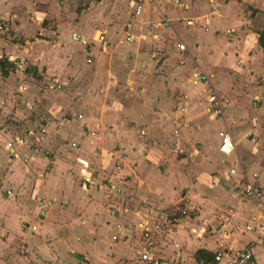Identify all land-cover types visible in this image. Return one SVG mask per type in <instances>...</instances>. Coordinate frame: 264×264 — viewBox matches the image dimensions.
Masks as SVG:
<instances>
[{
    "label": "crops",
    "instance_id": "0c3cea01",
    "mask_svg": "<svg viewBox=\"0 0 264 264\" xmlns=\"http://www.w3.org/2000/svg\"><path fill=\"white\" fill-rule=\"evenodd\" d=\"M179 2L132 18L129 0H0V59L32 65L0 75V264H144L143 220L164 224L149 239L157 258L197 264L203 251L226 264L248 250V264H264V0ZM162 19L168 27L147 28ZM196 71L205 83H190ZM49 80L72 83L71 100L50 99ZM44 123L57 132L34 139ZM222 130L229 155L217 151ZM12 138L28 140L14 156ZM251 174L259 203L234 191Z\"/></svg>",
    "mask_w": 264,
    "mask_h": 264
},
{
    "label": "built area",
    "instance_id": "2783aa9c",
    "mask_svg": "<svg viewBox=\"0 0 264 264\" xmlns=\"http://www.w3.org/2000/svg\"><path fill=\"white\" fill-rule=\"evenodd\" d=\"M131 4V14L130 16L132 18L139 17L143 11V6L146 3H163V2H172L174 5H182L180 4L179 0H129ZM168 27V22L164 19L156 21V22H148L147 28H165ZM126 41L130 40V37L126 36ZM97 41L100 43H103V36L98 35ZM177 50L183 51L184 46L182 44L176 45ZM89 62V60H87ZM206 77L204 74L196 71L191 75L190 83L193 85L205 83ZM53 84L50 86L51 90H57L60 89L61 85L58 84L56 81L52 82ZM207 111L213 115V116H220L221 115V107L220 103L218 102L216 96L213 93H209L207 96ZM25 107H27V104H25ZM77 119H81V115H76ZM62 120H66V118H62ZM56 133L57 130H49L48 126L46 124H43L42 127L38 129V136L34 139L36 140H42L43 137L50 136L52 133ZM32 134V133H31ZM90 136H93L92 132L88 133ZM218 145H217V151L222 155H229L232 152V140L229 135V133L226 130H222L218 132ZM28 143V140L23 138H12L10 141L6 142L5 149L8 151V154L10 156H14V149L16 147L24 146ZM74 144H70V147L72 148ZM114 169L117 170L118 167L114 166ZM228 174H233V169H229ZM82 182L84 184H91L90 177H83ZM107 189L110 191H115L116 188L113 184H110V182L106 185ZM236 189L234 191L239 194V197L241 198H250L253 199L256 203H259L261 200V188L258 184L257 175L251 174L249 177L243 176V179L239 185H236ZM164 224L162 222H156V223H150L148 220H143L138 224L139 228V234L140 238L143 241V247L141 248V251L139 252L138 261L144 264H175L172 261L164 260L155 257L150 252V235L152 231H158ZM30 230L34 232L36 230L35 226H31ZM112 241H116V236L113 235ZM261 245L264 250V227L262 228V234H261ZM221 258V254H216L214 256V261L218 262ZM252 256L250 251H240V252H231L227 254V260L226 264H248V262L251 260Z\"/></svg>",
    "mask_w": 264,
    "mask_h": 264
},
{
    "label": "rangeland",
    "instance_id": "374dc122",
    "mask_svg": "<svg viewBox=\"0 0 264 264\" xmlns=\"http://www.w3.org/2000/svg\"><path fill=\"white\" fill-rule=\"evenodd\" d=\"M136 20H139V19H136ZM0 28H1V30L0 31H2L3 30V27H2V23L0 22ZM94 31V30H93ZM5 33H2L1 34V32H0V38L1 37H5V35H4ZM89 36H90V38H91V36H92V34L91 33H89ZM198 36V38L199 39H202L201 37V35H197ZM197 36H196V38H197ZM186 39H187V36H184ZM1 42V41H0ZM103 42H104V37H103ZM27 49H29V51H31L32 50V47L31 46H29V45H27ZM183 54V56L184 55H186V52H183L182 53ZM16 60H20L21 61V70L22 71H29L32 67V65H29V59L26 57V59H16ZM89 62H90V60H89ZM18 65H20V64H18ZM16 67V66H15ZM19 70L20 69H18L17 67H16V70L14 71H12L11 73L12 74H15V72H19ZM20 70V71H21ZM231 70V69H230ZM16 78V77H15ZM41 78V77H40ZM32 80V79H31ZM18 79H15V82H14V80H13V82L11 81V83L14 85H16L18 82ZM25 81V80H24ZM26 81L28 82V83H31V82H29V80H28V78H26ZM52 81L53 80H49V81H46L47 82V84L46 83H44V86H43V90L44 91H46L48 94H49V98L50 99H52V98H54L55 96H56V93H62L64 96H65V99L66 100H71V96H70V94H72V90H71V86H72V83H71V85L69 84L68 85V87H67V89L66 88H63V90L61 89V91H59V90H57V91H51V89H50V86L53 84L52 83ZM54 81H56V80H54ZM26 82V83H27ZM3 85H5L4 84V80H3V78H1L0 77V88L1 87H3ZM70 87V88H69ZM54 90V89H53ZM53 92V93H52ZM4 94V92L3 91H0V96H4L3 95ZM70 98V99H69ZM223 100H225V99H223ZM62 110V109H61ZM62 111H64V110H62ZM223 111H224V108H223ZM33 114V113H32ZM208 118H209V114L208 115H206ZM213 118V117H212ZM209 120H211V121H214L213 119H209ZM46 123V122H45ZM44 123V124H45ZM234 131V133H235V129L233 130ZM255 138V137H254ZM253 139V134L251 133V135L250 134H248L247 135V141H251ZM255 140H256V138H255ZM0 142L2 143H4V140L3 141H1L0 140ZM3 143H2V145H3ZM67 148H69V146L67 145V147L66 146H64V150H66ZM238 150H239V148H238ZM42 153L45 155V154H50L48 151H46V150H43L42 151ZM66 151H65V153L63 154V156H64V158H65V156H66ZM263 161H264V152L261 150L260 152H259V155H258ZM66 160H68V161H70V162H68V163H71L72 164V159H66ZM220 163V166H219V168H218V172H216L215 171V175H224V173H225V171H226V169L228 168V166L230 165V163L229 162H226V161H222V162H219ZM47 167H50V166H47ZM69 168V167H68ZM67 170H69L68 172H70L71 173V175H72V169H67ZM79 182H81L80 180H79ZM107 184V183H106ZM29 197H30V200L32 199L33 200V197H32V195H29ZM138 251H139V249H137ZM135 257H136V254H135ZM135 257H134V259H135ZM138 257V256H137ZM135 264H137V263H135ZM178 264H184V261H183V263H181L180 261H178ZM188 264H194V262L193 261H191V260H188Z\"/></svg>",
    "mask_w": 264,
    "mask_h": 264
},
{
    "label": "trees",
    "instance_id": "16d2710c",
    "mask_svg": "<svg viewBox=\"0 0 264 264\" xmlns=\"http://www.w3.org/2000/svg\"><path fill=\"white\" fill-rule=\"evenodd\" d=\"M257 43L259 47L264 51V34H260L258 36ZM13 70L14 65L12 63H9L5 59H0V75L2 77H7L8 73ZM194 260L197 264H209L211 263V261H213V258L210 254L206 252L197 251L194 254Z\"/></svg>",
    "mask_w": 264,
    "mask_h": 264
}]
</instances>
